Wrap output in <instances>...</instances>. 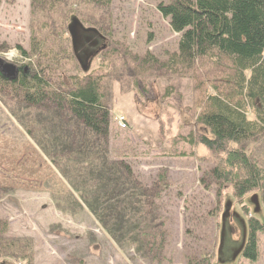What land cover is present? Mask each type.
<instances>
[{
	"label": "rangeland",
	"instance_id": "1",
	"mask_svg": "<svg viewBox=\"0 0 264 264\" xmlns=\"http://www.w3.org/2000/svg\"><path fill=\"white\" fill-rule=\"evenodd\" d=\"M167 1L67 0L59 16H48L33 8L32 0H0V64L23 63L17 46L27 50L33 28L59 24L64 16L84 22L83 29L95 27L101 40L115 44L117 53L104 57L100 84L117 137L113 147L128 154L145 187L157 181L159 173L166 176L156 221L163 222L166 243L161 257L153 259L128 237L111 236L76 196L78 183L70 169L59 171L49 161L41 148L43 124L38 118L43 116L0 95V222L7 225L4 237L21 241L33 264H188L203 256L216 264H236L246 216L229 186L219 197L209 178L204 187L200 178L212 162L199 161L196 146L183 140L189 132H199L194 86L201 82L205 90L217 78L212 64L201 61L193 74L181 78L132 61L146 52L165 59L176 51L178 34L156 8ZM121 52L129 54L124 65ZM120 112L127 120L124 128L116 123ZM242 146L264 169V133ZM243 203L250 214L264 217L260 192L251 191ZM231 218L237 225L236 240L230 236ZM259 246L256 264H264V235Z\"/></svg>",
	"mask_w": 264,
	"mask_h": 264
},
{
	"label": "trees",
	"instance_id": "2",
	"mask_svg": "<svg viewBox=\"0 0 264 264\" xmlns=\"http://www.w3.org/2000/svg\"><path fill=\"white\" fill-rule=\"evenodd\" d=\"M66 1L32 0L31 4L48 16H57ZM156 8L178 34L176 51L165 59L146 52L134 55L132 61L181 78L193 74L201 61L212 64L217 78L205 90L201 82L194 86L199 94L194 100L199 132L197 136L189 132L183 140L196 146L199 161L212 162L200 178L204 187V179L209 178L219 197L229 186L246 216L236 264H256L264 217L250 214L243 198L257 190L264 210V169L242 143L264 133V0H168ZM67 18L33 28L27 50L17 46L24 62H5L16 71L7 77L0 69V95L43 116L38 118L43 124L42 150L59 171L70 169L78 183L76 196L103 228L115 239L133 240L142 254L159 258L166 232L163 222L156 221L166 176L159 173L157 181L145 187L127 161L128 154L114 149L117 137L100 84L104 57L117 53L115 44L111 47L106 38L101 40L95 27L83 29L84 22ZM127 55H119L123 65ZM134 83L139 87L137 79ZM229 225L230 236L236 240L237 225L232 218ZM6 231L7 225L0 222V264H33L24 244L5 238ZM211 261L203 256L188 264H216Z\"/></svg>",
	"mask_w": 264,
	"mask_h": 264
},
{
	"label": "water",
	"instance_id": "3",
	"mask_svg": "<svg viewBox=\"0 0 264 264\" xmlns=\"http://www.w3.org/2000/svg\"><path fill=\"white\" fill-rule=\"evenodd\" d=\"M0 69H1V72L7 77H13L16 71L14 65L9 64V63L0 64Z\"/></svg>",
	"mask_w": 264,
	"mask_h": 264
},
{
	"label": "built area",
	"instance_id": "4",
	"mask_svg": "<svg viewBox=\"0 0 264 264\" xmlns=\"http://www.w3.org/2000/svg\"><path fill=\"white\" fill-rule=\"evenodd\" d=\"M116 122L118 125H120L121 127H125V120L124 117L122 115H116L115 116Z\"/></svg>",
	"mask_w": 264,
	"mask_h": 264
}]
</instances>
